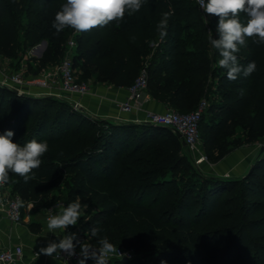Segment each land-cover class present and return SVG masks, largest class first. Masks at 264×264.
I'll return each instance as SVG.
<instances>
[{"label":"trees","instance_id":"trees-1","mask_svg":"<svg viewBox=\"0 0 264 264\" xmlns=\"http://www.w3.org/2000/svg\"><path fill=\"white\" fill-rule=\"evenodd\" d=\"M65 2L0 0V57L27 59V75L59 65L73 29L56 32L52 22ZM193 2L145 0L139 12L125 13L120 32H113L114 21L82 31L73 64L80 82L128 88L150 57V45L157 44L147 68L149 95L180 114L211 101L200 123L201 139L208 158L213 152L222 160L228 147L242 143H227L237 125H249L252 137L261 127L264 136V44L247 38L237 59L244 68L255 62L256 71L229 79ZM165 16L161 38L158 25ZM217 19L213 16V38ZM43 42V57L31 58ZM80 60L92 70L91 79L79 73ZM0 121V132L12 130L14 142L49 145L27 180L10 173L6 185L38 210L62 189L69 203L78 199L90 215L82 226L83 242L98 246L99 237H107L116 247L135 249L142 258L129 264L150 259L152 264H264V158L243 178L208 177L169 129L96 121L57 99L20 97L3 87ZM29 228L41 232L38 225ZM92 228L100 229L98 237H91Z\"/></svg>","mask_w":264,"mask_h":264},{"label":"clouds","instance_id":"clouds-1","mask_svg":"<svg viewBox=\"0 0 264 264\" xmlns=\"http://www.w3.org/2000/svg\"><path fill=\"white\" fill-rule=\"evenodd\" d=\"M145 0H66L61 5L52 22L56 32L65 28L76 31H88L97 26L103 27L110 22L122 19L128 14L139 12ZM199 5L205 17H217L215 34L209 29V43L217 50L219 65L227 70L229 79L235 80L239 74L245 77L256 71V63L251 62L246 68L238 62L236 53L244 46L247 38H253V43L264 44V0H199ZM244 14L241 20L240 14ZM167 16L159 23L158 31L161 38L166 35ZM15 133L12 130L0 132V184L9 181V174H18L29 178V173L38 169L42 163L41 157L49 150L46 141L33 139L23 145L14 142ZM83 212V206L77 199L66 206L58 214H50L46 227L49 233L56 234L58 230L65 234L58 241L49 242L40 248V254L52 257L60 252L68 257L77 254L79 246V264L91 259L94 264H109V258L118 254L117 247L107 237H99L98 246L81 242L77 234L67 233L69 226H75ZM100 229H90L91 237H98ZM76 240V244L73 241Z\"/></svg>","mask_w":264,"mask_h":264},{"label":"built area","instance_id":"built-area-1","mask_svg":"<svg viewBox=\"0 0 264 264\" xmlns=\"http://www.w3.org/2000/svg\"><path fill=\"white\" fill-rule=\"evenodd\" d=\"M199 11L202 12L199 0H195ZM80 34V31H76ZM70 47H75L72 41ZM10 61L0 57V74L3 76L0 87L19 95H26L34 98H54L67 103L76 112L83 113L88 117L85 108V101L92 96L91 82H80L77 71L74 68L73 58L70 52H67L62 62L39 75H27L25 70L15 71L9 67ZM149 77L146 70L142 71L134 84L128 88L119 87L118 93L112 101V107L117 112V120L140 124L149 123L162 128L171 130L176 136L180 134V140L185 144L191 160L195 166L204 172L205 166L210 164L209 158L204 150L200 135V123L206 114L209 104L203 100L198 108L190 114H180L171 108H165L164 111H149L145 109V104L153 101L148 93ZM135 116V118H133ZM96 121H102L92 118ZM229 177V176H227ZM63 204H55L48 209L47 218L50 214H57L62 210ZM26 205L19 195H6L0 193V214L4 215L12 224H24V211ZM81 232H78V235ZM79 250L77 254L68 257L60 252L59 256L54 255L56 261L61 264H79ZM136 252L132 249H118V254L109 258L111 260H124L132 262L136 259ZM41 255L34 254V259ZM26 254L23 246L6 248L0 251V264H22L25 261ZM85 264H94L89 259Z\"/></svg>","mask_w":264,"mask_h":264},{"label":"rangeland","instance_id":"rangeland-1","mask_svg":"<svg viewBox=\"0 0 264 264\" xmlns=\"http://www.w3.org/2000/svg\"><path fill=\"white\" fill-rule=\"evenodd\" d=\"M190 3H194L193 0H190ZM196 18L197 19L201 18L204 21L205 27L208 29H211L213 15H209V17H205V15L201 11L197 10ZM124 21L125 20L123 18L119 19V20H115L114 26H113V32H115V31L120 32V30H121L120 26ZM212 34H214V33H212ZM107 35L108 34L105 33L100 38L101 39L106 38ZM81 36H82L81 33L78 34V33H76V30H74V29L72 30V33L69 37V41H68V45H67V52H70L72 58H74L75 56H77L79 54L77 51V47L80 43ZM72 41L75 43V47H73V48L70 47V43ZM37 47H35L34 49H36ZM150 48H151V55H150V57H148L146 59V63L144 65V68L141 70V72L144 70L147 71V68L149 66V62L152 58L153 53L157 50L158 45L157 44H151ZM33 50H31V52L29 54V56L31 58H34V55L32 53ZM26 63H27V59H24L21 56L18 60L14 61V62L10 61V63L8 65L12 70L21 71L23 69L24 70L26 69V67H27ZM78 66H79L78 67L79 73L82 74V76H84V77L89 76V79H91L90 74L92 73V70L90 68H88L81 60L78 61ZM148 77H149V75H148ZM91 81L93 82L94 80H91ZM216 96H212V100L215 99ZM208 103H211V101H209ZM0 123H1V121H0ZM206 123L211 124L212 119L207 117ZM262 134H263V131H262L261 127H259L257 129V135L258 136L252 137L249 134V125H237L235 132H234V136L228 138L227 143L233 142L234 140H236V141L240 140V141H242V143H240V145L234 147L235 148L234 150H233V148L228 147V151L230 153L227 156H225L222 160H217L216 153H213V152L208 153L210 156V159H209L210 164L208 165L209 168L204 170V172H202V173L205 176H208V177L210 176V177H215V178L240 179V178L245 177V175H247V173L254 166L255 162L258 159L264 158V136H262ZM200 135H201V138H203V136H204L203 125H201V127H200ZM245 140H247V142H245ZM187 155H188V157L191 158L188 150H187ZM229 158H231V159L234 158V160H235L234 162L239 163V164L242 163L243 161L244 162L240 165L239 164L236 165V168H235V166H234V168H227L229 165V163H228ZM230 163H232V162H230ZM249 165L251 168L249 169L248 172L245 170L247 173L244 174L245 172L242 169L244 168V166L248 167ZM198 171H201V170H198ZM227 176H229V177H227ZM0 193H4L6 195H14V188H13V186H7L6 184H0ZM60 203L63 204L64 206L69 204V201L66 197L64 189H62V191H60V193H53L51 195V197L49 198V200L47 201L46 207L44 209L38 210L35 208V206L33 204H27L26 209H28V211H31L33 216L40 215V216L46 217L48 214V209H51L53 206H55V204H60ZM62 210L57 211V214L59 212H61ZM89 216L90 215H89V212L87 211V208L83 207L82 215L79 218L78 223L76 225L77 227L80 228V232L82 231V226L86 223V220ZM81 234L82 233L77 235V239L81 238V241L83 242L85 239H87V237L83 238L80 236ZM117 249H121V247H117ZM133 250L135 251V249H133ZM141 258H142V256H138V254H137L135 260H140ZM152 262L153 261L150 259V260L145 261V264H152Z\"/></svg>","mask_w":264,"mask_h":264},{"label":"crops","instance_id":"crops-1","mask_svg":"<svg viewBox=\"0 0 264 264\" xmlns=\"http://www.w3.org/2000/svg\"><path fill=\"white\" fill-rule=\"evenodd\" d=\"M41 45L32 51L34 58L36 59H41L43 57L44 53L41 54ZM2 80L3 76L0 74V82H2ZM91 86L93 95L88 97L85 101V108L88 112V115L92 118H97L102 121H111L116 119L118 115L112 107V101L115 95L118 93L119 88L114 84H109L107 82H91ZM165 108L166 107L164 105L155 100L149 104H145V109L149 111L162 112L165 110ZM133 118H135V116ZM234 161V158H229L228 163L230 166L228 165L227 168H234V166L236 168V165L239 163ZM208 168V166H205V170ZM250 168V165L248 167L244 166L242 169L245 172L244 174H246ZM24 219V224L16 225L12 224L6 219L4 215L0 214V251L6 248L21 245L24 247L26 254L25 261L22 264H61L55 260V254H53L52 257L40 254V248L46 246L49 242L58 241L63 237L65 232L58 230L56 234L49 233L46 227V217L40 215L33 216L32 212L28 211V209H25L24 211ZM30 224L40 226L41 232L38 234L33 233L29 228ZM79 231L80 228L76 225L69 226L68 229H66V232L69 234L75 233L78 235ZM36 253L41 255L38 259H34V254Z\"/></svg>","mask_w":264,"mask_h":264},{"label":"water","instance_id":"water-1","mask_svg":"<svg viewBox=\"0 0 264 264\" xmlns=\"http://www.w3.org/2000/svg\"><path fill=\"white\" fill-rule=\"evenodd\" d=\"M41 47H42V51H41V54H43L45 51H46V49H47V43L46 42H43V44L41 45ZM13 93H15L16 95H18V96H20V97H30V96H26V95H19L18 93H16V92H13ZM34 98V97H33ZM111 121H113L114 123H116V124H118V125H150V126H156V125H153V124H149V123H140V124H135V123H130V122H126V121H120V120H117V119H113V120H111ZM156 127H159V126H156ZM162 128V127H161ZM177 136L180 138L181 136H180V134H178L177 133ZM185 145V144H184ZM251 170H252V168H251ZM122 263L123 264H129L130 263V261H128L127 259H124V260H122Z\"/></svg>","mask_w":264,"mask_h":264}]
</instances>
